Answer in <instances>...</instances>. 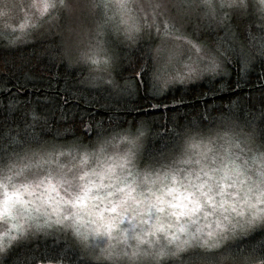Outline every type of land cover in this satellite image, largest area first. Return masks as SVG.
<instances>
[{
    "label": "snow or ice",
    "instance_id": "6c2138e0",
    "mask_svg": "<svg viewBox=\"0 0 264 264\" xmlns=\"http://www.w3.org/2000/svg\"><path fill=\"white\" fill-rule=\"evenodd\" d=\"M17 7L0 0V40L8 47L39 39L41 55L59 56L69 67L88 66L80 83L106 85L121 97L156 99L175 85H203L201 96L218 93L221 84L234 91L249 83L258 58L264 70V38L258 47L235 41L187 48L177 43L189 28L194 33L213 24L227 28L232 17L225 9L237 18L254 10L264 31V0H30L19 6L24 17L13 26ZM114 9L128 17L118 26L108 15ZM94 19V43L73 55L70 42L87 34ZM106 31L117 33L110 46L102 40ZM248 39L256 38L249 33ZM233 63L239 78L229 83L225 77ZM163 107L177 110L175 102ZM238 107L233 103L222 116L219 146L195 157L190 150L197 145L189 134L175 132L180 125L169 118L173 128L165 125V131L177 141L178 164L188 167L161 165L166 170L143 173L131 170L134 152L127 147L146 137L143 122L136 125L134 140L119 135L122 153L101 162V154L118 147L117 136L97 131L100 125L92 118L69 120L62 114L59 119L68 125H61L63 131L79 143L66 145L67 151L52 145L49 160L43 151L47 142L27 131L42 120L33 110L23 133L0 134V264H264V143L256 145L264 109L241 119ZM9 108L17 110L14 103ZM43 121L47 125L46 117ZM93 131L94 144L84 145ZM61 159L68 163L45 167Z\"/></svg>",
    "mask_w": 264,
    "mask_h": 264
},
{
    "label": "trees",
    "instance_id": "16d2710c",
    "mask_svg": "<svg viewBox=\"0 0 264 264\" xmlns=\"http://www.w3.org/2000/svg\"><path fill=\"white\" fill-rule=\"evenodd\" d=\"M224 11L229 12L232 17L227 21V28L213 24L206 31L202 29L195 33L189 28L182 36L199 46L206 42L235 41L255 43L258 47L264 38V31L257 27V15L250 10L249 15L237 18L229 9ZM89 24L95 28L94 20ZM249 33L256 38L254 41L248 39ZM116 36L114 31H106V46H110L107 42L114 41ZM43 43L39 39H33L32 42L19 43L16 47L10 48L0 40V92L4 93L0 95V134L6 138L25 131V124L31 122L29 113L33 110L43 114L42 120L27 131L42 137L48 147L79 143L71 132L63 131L61 125L65 127L68 125L59 119L62 114L67 115L69 120L79 115L92 118L100 125L96 130L101 132L107 130L109 137L135 135L136 125L143 122L147 132L142 155L143 165H147L148 168H159L172 162L179 154L174 148L177 143L174 134L165 131V125L169 130L173 128L169 118L180 125L175 132L187 133L193 138L225 131L222 116L228 113L233 103L238 104L239 107L235 111L241 119L245 118L244 114L247 112L259 116L264 109V87L261 86L264 85V80L257 79L258 75H264L259 58L255 62V71L248 76L249 83L242 89L233 91L221 84L218 85L220 88L218 93L208 92L201 96L199 93L205 91L203 85L200 87L175 85L167 96L156 99L146 97L144 94L138 97H121L110 89L105 90L106 85L92 87L87 83H80L89 75L88 66L69 67L59 56L53 60L41 55ZM122 47L121 45L116 50L120 51ZM238 74L239 65L233 63L225 80L229 83L234 82L239 78ZM5 86L9 91H5ZM174 102L176 111H169L163 107V105L171 107ZM13 103L16 105V111L9 108ZM157 103L162 105L159 110L150 107ZM200 115H207L208 120L201 122ZM43 117L47 118V125L44 124ZM259 124L257 121L258 145L264 143V129H261ZM234 132H239V129H235ZM90 136L91 139L83 138L84 145L94 144L95 131L90 133Z\"/></svg>",
    "mask_w": 264,
    "mask_h": 264
},
{
    "label": "rangeland",
    "instance_id": "374dc122",
    "mask_svg": "<svg viewBox=\"0 0 264 264\" xmlns=\"http://www.w3.org/2000/svg\"><path fill=\"white\" fill-rule=\"evenodd\" d=\"M13 2L18 6L12 13L13 19H14L13 26H16V24L21 22L23 17H24V12L21 10V7H19V6L27 5L30 2V0H9L10 4L13 3ZM251 11L254 12V10H251ZM108 15L113 17V20H112L113 26L120 25V20L121 19H128L127 16H123L122 17L120 15L119 11H117L115 9L112 10V11H109ZM133 15H134V13H133ZM95 19H99V18H95ZM95 19H94V23H95ZM3 22H4L3 19H0V30H2ZM88 26L90 27V24H88L87 27ZM94 30H95L94 27H90L89 31H91L92 35L95 34ZM187 39H188L187 37L185 38V37L182 36V38L179 41H177V43L181 44L185 48L189 47L190 45H195L196 47H201L198 44H196V43H194V42H192L190 40H187ZM102 40L105 42V34L103 35ZM224 132L225 131H221V132H218L216 134H212V135H208V136H195V137H193L192 138V142L197 145V147L192 148L190 150L191 154L193 155V157L196 156L197 152L207 151V149H209V148H213V149L217 148L219 146V141H216L215 138L218 135L219 136H223ZM127 136H128L129 140H134L135 139V135L134 134H127ZM210 140H212L213 143H209ZM113 144L118 145V147L117 148H110L107 153L101 154L100 155L101 162H103L106 159L107 156H113V159H115L114 153H116V152L122 153L123 150L125 149V145L119 144V136H117L116 141H113ZM145 145H146V137L144 139H142L141 141H136L135 147H133L132 145H127V147H132V150L134 152V166L131 167V170L133 172H141V173H143L145 171H153V170H156V171L166 170V169H162L161 167H159V168H148L147 165H143L142 155H143V151H144ZM256 145H258V144L256 143ZM256 145H253V147H255ZM56 150L57 151H60V150L67 151L68 148L66 146H56ZM92 150H93L92 148H89V151H92ZM43 151L47 155L48 153L51 152V147L44 148ZM52 155H54V153ZM52 155H47V159L52 160ZM209 155H211V153H209ZM181 158L182 157L180 156V154H178L174 158V160L172 162H170L169 164H167V165H176V166H179V167L187 168L188 166H186V165H179L178 164V161ZM58 162L68 163V161L64 160V159H61L59 161L53 160V162L50 165H45V167L46 168H54L56 163H58ZM192 167H195V165H193ZM61 194L63 195V190L62 189H61ZM88 219H89L88 217H84L85 224H84L83 230H87L89 227H91L87 223Z\"/></svg>",
    "mask_w": 264,
    "mask_h": 264
},
{
    "label": "clouds",
    "instance_id": "9594fccd",
    "mask_svg": "<svg viewBox=\"0 0 264 264\" xmlns=\"http://www.w3.org/2000/svg\"><path fill=\"white\" fill-rule=\"evenodd\" d=\"M92 33L89 31L87 34L81 33L80 36L75 38V43L70 42L69 47L72 51L73 55H79V49L87 47L89 43H94L91 39ZM73 189L75 190L77 188V183H73L72 185Z\"/></svg>",
    "mask_w": 264,
    "mask_h": 264
}]
</instances>
